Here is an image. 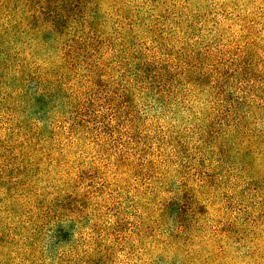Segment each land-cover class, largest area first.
<instances>
[{"label":"rangeland","instance_id":"1","mask_svg":"<svg viewBox=\"0 0 264 264\" xmlns=\"http://www.w3.org/2000/svg\"><path fill=\"white\" fill-rule=\"evenodd\" d=\"M0 264H264V0H0Z\"/></svg>","mask_w":264,"mask_h":264}]
</instances>
